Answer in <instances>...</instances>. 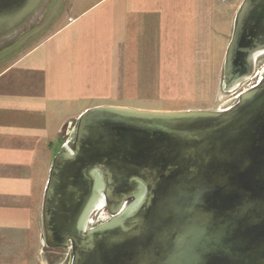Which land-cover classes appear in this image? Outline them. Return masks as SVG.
<instances>
[{"label":"water","instance_id":"obj_1","mask_svg":"<svg viewBox=\"0 0 264 264\" xmlns=\"http://www.w3.org/2000/svg\"><path fill=\"white\" fill-rule=\"evenodd\" d=\"M45 2L0 0V39ZM262 53L264 0H242L223 89L258 75ZM41 223L69 264H264V70L217 109L84 111L52 160Z\"/></svg>","mask_w":264,"mask_h":264},{"label":"crops","instance_id":"obj_2","mask_svg":"<svg viewBox=\"0 0 264 264\" xmlns=\"http://www.w3.org/2000/svg\"><path fill=\"white\" fill-rule=\"evenodd\" d=\"M240 2L70 0L58 28L0 67V264H63L41 215L64 136L101 105L171 110L200 64L222 71Z\"/></svg>","mask_w":264,"mask_h":264},{"label":"rangeland","instance_id":"obj_3","mask_svg":"<svg viewBox=\"0 0 264 264\" xmlns=\"http://www.w3.org/2000/svg\"><path fill=\"white\" fill-rule=\"evenodd\" d=\"M73 1L77 3L78 6H81L93 0ZM69 2L70 0H46V2L37 10V13L32 17L28 24L20 28L11 36L1 38L0 67L8 64L18 54L27 50L58 28L71 12V9L67 7L69 6ZM75 10H78V8L74 9V12ZM230 38L231 36L229 37V40ZM199 69L201 70L192 72V76L195 77V79L193 82H191L193 86L186 88L185 97H181V100L179 101L165 102L162 104L164 108L167 107L171 109L166 111L217 109L223 103L233 99L234 97H237L240 93L249 89L255 84L259 74L264 70V53L259 55L255 61V70L257 71L258 75H253L251 78L229 91L223 89V73L219 65H215L212 62H207L200 64ZM67 139L68 136L65 135L64 141L66 142ZM95 209L91 213L92 225L98 224L108 217L105 207ZM59 252L65 254L63 264H69V251L62 248L59 249ZM48 264L54 263L51 261V259H49Z\"/></svg>","mask_w":264,"mask_h":264},{"label":"flooded vegetation","instance_id":"obj_4","mask_svg":"<svg viewBox=\"0 0 264 264\" xmlns=\"http://www.w3.org/2000/svg\"><path fill=\"white\" fill-rule=\"evenodd\" d=\"M56 249H62V248H56Z\"/></svg>","mask_w":264,"mask_h":264},{"label":"trees","instance_id":"obj_5","mask_svg":"<svg viewBox=\"0 0 264 264\" xmlns=\"http://www.w3.org/2000/svg\"><path fill=\"white\" fill-rule=\"evenodd\" d=\"M52 249H56V248H52Z\"/></svg>","mask_w":264,"mask_h":264}]
</instances>
